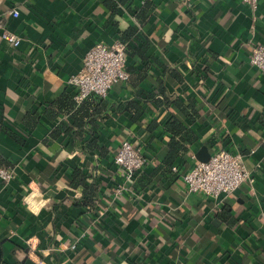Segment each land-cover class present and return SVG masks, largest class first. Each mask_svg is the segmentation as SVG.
I'll return each mask as SVG.
<instances>
[{
  "label": "crops",
  "instance_id": "1",
  "mask_svg": "<svg viewBox=\"0 0 264 264\" xmlns=\"http://www.w3.org/2000/svg\"><path fill=\"white\" fill-rule=\"evenodd\" d=\"M143 1L119 5L114 26L105 0H0L1 23L20 38L17 46L0 38V168L11 172L0 181V264H264V71L248 63L252 46L264 44V0L255 9L240 0H150L154 7L139 26L133 7ZM128 24L134 41L149 45L144 62L125 55L124 68L150 62L147 78L111 85L105 111L87 125L91 133L48 137L71 123L66 101L56 102L73 100L67 78L84 52L109 46ZM157 64L181 82L161 75ZM157 76L194 107L187 109L186 151L153 174L170 112L141 97ZM129 99L142 107L134 121L116 109ZM150 121L156 126L147 131ZM93 137L107 152L90 145ZM123 139L140 145L146 160L127 185L112 162ZM200 146L238 152L252 182L216 198L187 192L180 174ZM75 169L86 186H97L96 195L72 185Z\"/></svg>",
  "mask_w": 264,
  "mask_h": 264
},
{
  "label": "built area",
  "instance_id": "2",
  "mask_svg": "<svg viewBox=\"0 0 264 264\" xmlns=\"http://www.w3.org/2000/svg\"><path fill=\"white\" fill-rule=\"evenodd\" d=\"M240 1L251 9L256 7L257 0ZM7 13L11 17L18 15L16 8H10ZM0 38L12 46H17L20 40L14 33L7 31L1 21ZM124 60V45L117 40L109 46L102 43L91 45L84 52L78 71L67 78V83L76 90L73 100L78 103L89 96L104 97L111 85L126 80ZM248 63L258 71H264V44L252 46ZM112 162L126 182L141 170L146 160L139 146L123 139L112 156ZM170 169L176 171L174 166ZM10 177L9 169L0 168V181L5 182ZM180 179L187 192L216 198L229 195L243 181L251 183L253 176L244 168L238 152L219 148L209 153L206 161H194L187 170L181 172Z\"/></svg>",
  "mask_w": 264,
  "mask_h": 264
},
{
  "label": "trees",
  "instance_id": "3",
  "mask_svg": "<svg viewBox=\"0 0 264 264\" xmlns=\"http://www.w3.org/2000/svg\"><path fill=\"white\" fill-rule=\"evenodd\" d=\"M126 0H105L103 3L107 8L109 15L108 20L112 22V25L116 26V21L114 15L119 5H121ZM153 4L150 0H144L141 6L133 7L134 8V19L139 26L145 23L149 14L153 9ZM117 38L116 40L121 42L124 45V53L129 57H137L139 60H145L144 52L147 50L149 42L147 40L141 41L137 43L134 41L137 39L136 29L132 24H128L125 28L116 31ZM150 66V62H146L140 69L133 67L132 65H128L125 68L127 72V81L130 84L137 85L141 81L147 78V71ZM157 67L160 68L161 75H168L175 80H179L181 82V76L174 72L173 70H169L163 64H157ZM141 100L143 102H149L150 105L153 106H161L167 111L170 112L169 117L162 123L161 129L168 135V139L165 143V151L161 159L152 164V173L156 172H164L167 170L169 165L173 162V160L182 155L186 149L187 144L190 143V132L188 128V124L186 125L185 121L192 122L193 118L187 114V109H193V105L191 101H188L187 104H183L177 97L169 94L165 87L163 86V78L162 76L156 77V85L153 89L145 91L142 93ZM66 101V107L69 111V116L71 118V123L66 128L62 125H57L53 129H51L48 133V137L54 138L57 137L62 132L71 131V135L77 138L81 137V134L86 131L91 133L90 128L87 127L88 124H94V117L100 116L106 109L107 103L102 99V97H86L82 99L80 102L75 103L73 100L66 99L65 97L57 100V106H61L62 102ZM112 106V105H111ZM171 108H174L178 111V114H182L184 116V121L181 119L180 115L173 113ZM117 110H125L131 112L130 120L134 121L142 111V107L139 106L134 100L129 99L125 101V104H120L116 106ZM186 116V117H185ZM156 126L154 121H150L146 127L147 131H151ZM3 130L11 134L7 129ZM12 135V134H11ZM14 137V136H13ZM90 145L94 146L98 149L99 154L107 152V149L102 145H97L96 138L93 137ZM133 144V143H132ZM135 146H139L137 144H133ZM141 151V148H140ZM141 154L143 155L142 151ZM145 158V156L143 155ZM72 180L77 177L75 182L72 181V185H76L77 183L81 184L83 187V195L94 196L96 195L97 186L94 184H90L86 186L82 175L79 170L72 171ZM132 176L128 181H126V185L130 182ZM87 200L82 201V205H88ZM214 217L218 219H222L220 216V212H214ZM224 216H229L226 211L223 213Z\"/></svg>",
  "mask_w": 264,
  "mask_h": 264
},
{
  "label": "water",
  "instance_id": "4",
  "mask_svg": "<svg viewBox=\"0 0 264 264\" xmlns=\"http://www.w3.org/2000/svg\"><path fill=\"white\" fill-rule=\"evenodd\" d=\"M209 153L205 146H200L194 153V157L199 162H204L207 160Z\"/></svg>",
  "mask_w": 264,
  "mask_h": 264
}]
</instances>
